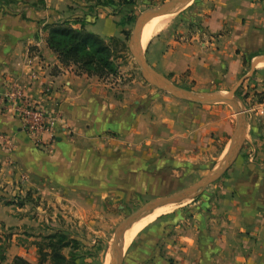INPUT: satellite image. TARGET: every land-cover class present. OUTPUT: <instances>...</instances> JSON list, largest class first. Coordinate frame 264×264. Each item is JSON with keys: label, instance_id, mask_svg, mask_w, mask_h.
<instances>
[{"label": "crops", "instance_id": "obj_1", "mask_svg": "<svg viewBox=\"0 0 264 264\" xmlns=\"http://www.w3.org/2000/svg\"><path fill=\"white\" fill-rule=\"evenodd\" d=\"M202 1L208 7L202 41L156 39L147 62L173 80L187 73L197 92L239 89L247 139L228 169L224 200L148 225L131 241L122 264H264V0ZM75 4L86 6L85 0H0V91L6 79H18L32 99L58 115L37 147L13 112L0 105V133L13 144L12 150L0 144L2 187L23 182L42 196L51 190L118 194V180L112 185L104 178L117 179L120 168L141 170L164 149L212 150L215 138L223 137L229 149L235 128L224 102L154 95L144 109L140 99L114 97L99 77L62 66L47 46L44 23L67 15L73 26L79 27L74 20L80 18L104 38L119 31L106 8L94 15L68 14ZM29 67L37 79L25 76ZM33 250L21 247L14 256L31 263L27 252Z\"/></svg>", "mask_w": 264, "mask_h": 264}, {"label": "rangeland", "instance_id": "obj_2", "mask_svg": "<svg viewBox=\"0 0 264 264\" xmlns=\"http://www.w3.org/2000/svg\"><path fill=\"white\" fill-rule=\"evenodd\" d=\"M167 1L169 0H135L136 4L133 6L119 7L113 4L108 7H100V9L106 8L110 15H115V26L119 31L114 36L124 41L126 48L122 53H118V57L116 58L118 68L115 74L99 79L112 89L114 97L117 99H127L131 103L134 100L140 99L144 109L153 100L152 97L154 95L159 97L163 95L170 98L176 97L158 88L155 83L142 74L140 67L129 50V38L137 17L143 11L160 7ZM207 8V5L202 0H190V5L183 11L168 17L162 23L161 28L153 35L146 47H144L145 49L139 50L140 53L148 61L151 44L156 39L183 42L197 36L196 40L202 41L201 34L206 32L203 20ZM97 10L98 8L91 10L89 4L86 3V6L75 4L67 12L70 15L77 14L81 16L83 14L94 15ZM127 17H132L133 21L123 25L118 24L122 18ZM75 19L80 20V18ZM56 20L71 21V19H67V15L64 18ZM124 30L129 32L128 37L123 33ZM104 39L108 40L109 37ZM161 50L164 51V47ZM31 70L37 71L33 68ZM25 76L28 77L27 74ZM183 77L184 81L178 80V78L173 80L165 76L169 83L179 88L197 92L192 89L193 83L187 78V73L184 72ZM21 87L27 93L23 84H21ZM229 93L237 101H243L239 89L224 94ZM239 102L238 105L243 106ZM207 104L210 105L211 103ZM223 104H226L230 109L233 126L236 129L228 136L230 137L229 141H233L229 149L226 150V146L223 144L225 142L224 137L219 138V141L215 138L212 150L188 151L184 153L164 149V151L160 152L157 159L151 160L148 165H143V169L141 170H137V167L141 165H138L134 169L120 168L118 170L120 176L117 179L115 176L104 178L106 182H110L112 185H117L115 182L118 180L120 183L118 194L103 192L91 195H77L71 190L55 192L51 190L42 196V194L37 193V190L27 188L23 182H18L17 184L6 183L3 187L0 185L1 190L6 188V195L0 194L1 197L6 198L0 197V252L5 256V259L0 261V264L9 263L12 257L20 251L21 247L35 249L33 250L34 254L29 251L27 254L28 257H33L30 264H39L37 244L35 242L40 241L43 236H47V234L56 229L64 231L69 238H76L79 241L80 245L76 249L78 254L77 264H110L112 241L119 226L126 220L127 216L157 198L179 192H189V190L196 187L199 189L203 179L213 173L231 154L235 146L236 137L239 135L238 123L231 104L227 101H224ZM246 127L247 133L249 129L248 123ZM246 139L247 136H245ZM0 144L5 149L12 150V143L10 144V148H7L1 140ZM229 170L203 188L198 197L182 203H171L174 204L172 210L159 215L148 225L162 221L168 215L175 216L176 214H182L193 205H198L199 207L205 205L204 207L214 208L218 200H224L223 197L225 195L222 191L225 190V186L227 185ZM114 175H116L115 171ZM113 188L116 190V187ZM7 200L11 204H6L5 201ZM22 201L25 202L24 205L17 207L16 204ZM3 206H8L9 208L4 209ZM18 208L22 209L18 210ZM130 224L131 222L127 227ZM129 246L126 248V251ZM126 251L119 257L120 264H122ZM64 252L68 253L69 249L64 250Z\"/></svg>", "mask_w": 264, "mask_h": 264}, {"label": "trees", "instance_id": "obj_3", "mask_svg": "<svg viewBox=\"0 0 264 264\" xmlns=\"http://www.w3.org/2000/svg\"><path fill=\"white\" fill-rule=\"evenodd\" d=\"M85 2L89 4L91 10L113 4L119 7L136 4L135 0H85ZM74 21L79 22V27L73 26L74 22L72 21L61 20L43 24V29L47 30L48 48L56 53L62 66L73 65L79 74L95 75L99 78L114 75L118 68L116 58L118 53L125 50V42L116 36H111L106 40L98 33L86 29L82 20ZM132 21V17L122 18L118 24L123 25ZM123 33L128 37L127 30H124ZM1 198L6 199L5 197ZM5 202L8 205L11 204L8 200ZM24 203L22 201L16 205L22 207ZM35 244H37L39 264H77L76 249L80 243L76 238H69L62 230H54ZM66 249H69L68 253L64 252ZM4 259L5 256L0 252V261ZM6 264H30V262L24 257L14 256Z\"/></svg>", "mask_w": 264, "mask_h": 264}, {"label": "water", "instance_id": "obj_4", "mask_svg": "<svg viewBox=\"0 0 264 264\" xmlns=\"http://www.w3.org/2000/svg\"><path fill=\"white\" fill-rule=\"evenodd\" d=\"M187 0H169L166 3L162 4L160 7H154L150 9H146L143 11L138 17L136 22L134 23V29L129 38V50L131 51L132 55L135 58L137 65L140 67L142 74H144L151 82L155 83L158 88L161 90L167 91L174 97L189 101L196 104H207L212 102H224L227 101L231 104L234 109V113L236 114V120L238 123V130L239 135L236 137L235 146L228 156L226 161L221 164L213 173L206 176L199 189L196 187L189 192H179L171 195H167L166 197L157 198L155 200L150 201L146 205L142 206L139 210L133 212L129 216L126 217V220L122 222L119 226L114 239L112 241L111 247V255H110V264H120L119 257V240L121 238L122 233L127 228L130 222L136 220L142 215L149 213L150 211L164 206L167 203H182L185 201H189L190 199H194L201 194L203 188L213 182V180L218 179L221 175L228 171L229 167L234 163L237 156L239 155L242 147L243 142L246 136V121L244 120V108L238 105L236 98H234L230 93L223 94L220 92H211V93H199L192 90H186L183 88H179L167 81L165 76H161L158 74L147 62L144 58V55L137 50V41L138 35L141 29L142 23L145 21L146 18L153 16V15H161L172 11L177 6L185 3ZM236 130V129H235Z\"/></svg>", "mask_w": 264, "mask_h": 264}, {"label": "built area", "instance_id": "obj_5", "mask_svg": "<svg viewBox=\"0 0 264 264\" xmlns=\"http://www.w3.org/2000/svg\"><path fill=\"white\" fill-rule=\"evenodd\" d=\"M29 78L37 79L35 71L27 68ZM16 80V81H15ZM50 89L49 85L43 88V92ZM0 105L10 109L17 118L22 130L29 136L33 145L40 147L44 145V133L48 132L51 123L58 119L56 112L48 111L41 101H36L24 92L21 82L15 78L5 80L3 90L0 91ZM0 140L10 148L11 141L0 133Z\"/></svg>", "mask_w": 264, "mask_h": 264}, {"label": "bare ground", "instance_id": "obj_6", "mask_svg": "<svg viewBox=\"0 0 264 264\" xmlns=\"http://www.w3.org/2000/svg\"><path fill=\"white\" fill-rule=\"evenodd\" d=\"M188 5H190V0L185 1V3L177 6L168 13L153 15L146 18L141 25L142 27L138 35L137 50L142 51V49L151 40L153 35L161 28L162 23L168 17L178 14L179 12L183 11ZM173 206L174 204L167 203L165 206L158 207L150 211L149 213L142 215V217L133 220L130 226L124 230L119 240V257L123 255V253L126 251V248L131 244V241L145 226L153 222L159 215L172 210Z\"/></svg>", "mask_w": 264, "mask_h": 264}]
</instances>
